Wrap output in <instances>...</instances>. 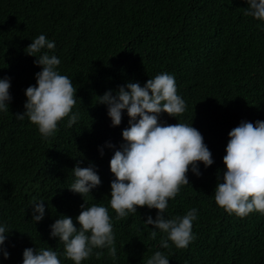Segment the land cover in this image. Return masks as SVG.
I'll use <instances>...</instances> for the list:
<instances>
[{"label": "trees", "instance_id": "16d2710c", "mask_svg": "<svg viewBox=\"0 0 264 264\" xmlns=\"http://www.w3.org/2000/svg\"><path fill=\"white\" fill-rule=\"evenodd\" d=\"M247 6L246 0H0V78H11L12 96L9 111L0 113V221L11 228L10 255H0V264H22L28 247H52L62 264H73L63 244L50 238L49 225L63 214L78 227L84 200L109 208L117 255L94 249L82 264H146L157 250L169 264H264V214L229 215L214 200L228 132L241 120H264V22L245 16ZM40 34L55 41L47 51L60 58V73L77 88L73 112L80 116L71 128L67 118L59 122L47 140L27 117L14 115L24 112V90L41 70L25 53ZM162 72L175 77L187 108L176 118L161 113L160 120L192 123L214 159L207 168L200 164L199 177L189 171L190 183L169 201V217L198 209L195 240L186 249L171 241L160 248L158 230L150 237L152 226L143 220L155 218L156 209L138 206L137 213L116 219L109 205V160L124 142L129 117L124 112L121 124L111 126L97 96L126 82L142 86ZM78 161L80 167L94 164L101 179L85 197L68 189ZM34 199L46 203L38 223L31 219Z\"/></svg>", "mask_w": 264, "mask_h": 264}, {"label": "clouds", "instance_id": "9594fccd", "mask_svg": "<svg viewBox=\"0 0 264 264\" xmlns=\"http://www.w3.org/2000/svg\"><path fill=\"white\" fill-rule=\"evenodd\" d=\"M246 2L244 15L264 22V0ZM55 47V41L40 34L25 48L27 55L36 57L34 64L41 66V70L35 73L36 83L24 90V112L14 114L21 121L27 117L44 140L55 136L59 122L65 118L68 128L80 119L79 112H73L77 88L68 76L60 73V58L47 51ZM10 87V77L0 78V113L9 111ZM97 97L96 103L107 107L111 126L121 124L124 112L129 117L128 127L121 132L124 142L109 160V169L114 175L109 205L116 219L137 213L138 206L156 209L155 218L147 215L143 220L152 226L150 237L156 239L158 230L160 248H170L171 241L176 248L186 249L195 240L192 229L198 219V209L193 207L183 216L169 217L166 215L169 201L175 199L182 186L190 183L189 171L199 177L202 175L200 164L207 168L214 159L203 135L192 123L167 124L160 120L161 113L176 118L186 111V102L177 93L175 77L162 72L142 86L139 82H126ZM227 135L229 139L222 157L224 169L214 189L215 203L229 215L240 218L253 212L264 214V120L254 123L241 120ZM107 146L114 147L110 143ZM100 154L103 155L102 148ZM72 172L74 181L68 189L82 197L101 184L94 164L80 167L78 161ZM30 206L34 223L42 221L46 214L45 201L34 199ZM80 207L75 217L79 226L72 217L62 214L49 225L50 238H57L63 244V256L73 264H82L94 249L106 248L115 259L117 249L109 208L103 204L88 206L85 200ZM10 231L0 221V255L4 259L10 255L6 248ZM60 255L52 247H28L22 252V264H62ZM146 264H169V257L157 250Z\"/></svg>", "mask_w": 264, "mask_h": 264}]
</instances>
